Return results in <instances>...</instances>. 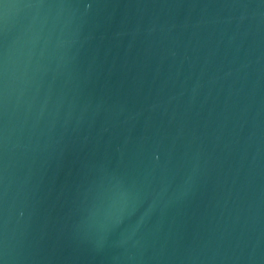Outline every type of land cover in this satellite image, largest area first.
Segmentation results:
<instances>
[{
    "label": "water",
    "instance_id": "water-1",
    "mask_svg": "<svg viewBox=\"0 0 264 264\" xmlns=\"http://www.w3.org/2000/svg\"><path fill=\"white\" fill-rule=\"evenodd\" d=\"M0 264H264V0H0Z\"/></svg>",
    "mask_w": 264,
    "mask_h": 264
}]
</instances>
